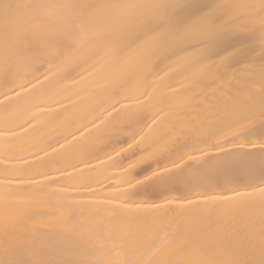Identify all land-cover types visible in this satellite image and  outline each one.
<instances>
[{"label": "bare ground", "instance_id": "bare-ground-1", "mask_svg": "<svg viewBox=\"0 0 264 264\" xmlns=\"http://www.w3.org/2000/svg\"><path fill=\"white\" fill-rule=\"evenodd\" d=\"M15 2L31 7L21 10L14 43L6 47L0 34V131L19 134L0 136V222L6 216L14 226L8 236L0 228V251L24 244L44 248L49 258L74 251L94 264H192L201 253L181 251L178 240L169 242L174 233H223L239 241L259 228V197L248 196L253 190L240 178L261 173L264 126L259 120L247 129L235 124L249 96L259 105L260 17L244 7L258 0H175L198 3L202 12L224 19L240 16L231 43L246 46L247 56L214 78L190 64L175 78L181 83L167 81L172 89L164 96L171 106L159 116L153 113L161 107L160 81L175 57H161L148 40L107 54L128 25L123 9L113 6L139 0ZM82 3L94 7H67ZM37 30L42 42L24 39ZM145 65L150 71L142 73ZM25 121L33 126L27 135L17 127L29 128ZM133 137L144 139L121 151ZM150 154L158 160L128 170L130 161ZM181 157L189 165L187 185L163 190L136 183L158 166L171 168L173 160L180 165ZM220 160L232 166L214 169ZM197 192L218 198L215 215L203 205L184 206L203 199ZM237 194L239 199L220 202Z\"/></svg>", "mask_w": 264, "mask_h": 264}, {"label": "snow or ice", "instance_id": "snow-or-ice-1", "mask_svg": "<svg viewBox=\"0 0 264 264\" xmlns=\"http://www.w3.org/2000/svg\"><path fill=\"white\" fill-rule=\"evenodd\" d=\"M31 7L27 4L15 2V0H0V34L3 35L6 47L10 43H14L17 38L16 28L19 24L22 9ZM67 7L90 9L94 7L92 4H75ZM123 9V19L128 21L126 32L123 38L116 44H113L108 51L111 55L118 47H127L135 50L138 42L142 40L152 41L155 44V50L160 53L163 58H171L168 68L171 70L166 77L161 78V89L159 95L161 99L159 103L161 107L153 113L159 116L165 107L171 105L167 103L164 96L165 89H172V83L167 81L171 79L174 83H181V80L175 79L182 76L188 71V66L195 63L205 76L216 77L222 75V71H228L234 63L239 62V58L247 56L246 46L237 47L231 43L234 38L235 29L232 27L236 21L240 20V16H232L224 19L216 16L214 13H204L201 5L198 3H177L175 0H139L135 3H126L114 5ZM222 7V6H217ZM228 7H236L229 5ZM244 7L253 9L259 14V28L261 29L262 48H264V0H258V3L244 5ZM38 27V25H37ZM195 34L194 42L182 47L186 41L192 40ZM97 35L94 39H102ZM24 39L36 42H42L43 36L37 31L24 34ZM83 46V45H82ZM187 48L193 49L187 51ZM183 53V54H180ZM264 55V53H262ZM71 66V65H69ZM215 70V71H213ZM10 71V65L4 66V72ZM150 71V67L145 65L142 73ZM261 85L258 109L252 96H249V103L245 106V115L242 119L235 121L236 126L242 129L251 128L255 122L259 120L264 126V59L261 62ZM190 76H184L183 79H189ZM214 82V81H213ZM178 89H173L171 95H175ZM151 97L152 94H149ZM32 119H35L33 117ZM179 114L175 117V123L179 122ZM29 128H25L24 124L17 127L27 135L29 129L33 126L30 121ZM193 134H203V129H191ZM19 134L11 128L6 131H0V136L7 138L8 136L17 137ZM136 141L133 137V144L128 149L121 151H130L143 142ZM260 150L264 154V132H262L260 141ZM7 147V145H6ZM158 154L141 155L129 162L128 170L131 171L149 161L158 160ZM181 164L177 165L172 161V167H157L142 179H137L136 183L140 185H152L163 190H172L178 184L189 183V177L185 175V169L189 167L184 162L183 157ZM197 157L189 155V160H196ZM264 161V155H262ZM203 163V161H202ZM231 162L226 160L216 161L212 167L214 169H224L231 167ZM133 179H136L133 177ZM241 183L245 187L251 188L253 191L247 195L250 197H259L261 207V216L259 219V228L251 231L243 240L229 239L223 233H199V232H183L174 233L172 240H178L181 245V251L192 253L194 251L201 253V258L192 261V264H264V166L261 173L257 177L249 172L246 176L240 178ZM202 196V200H185L184 206L192 208L203 205L208 209L209 216L215 215L218 204L217 197L205 195L203 192L195 193ZM240 194L236 197L220 198L221 203H226L231 199H239ZM211 208H208L209 205ZM12 222L5 216L0 222V228L3 229L5 236L10 234L13 228ZM15 235V233H12ZM158 242L153 241L152 245L157 246ZM0 264H94L88 259L79 258L74 251L61 254L54 258H49L44 248L37 249L34 246H26L24 244L5 247L0 251ZM122 264H135L132 260L122 262ZM166 264H175L173 261H167Z\"/></svg>", "mask_w": 264, "mask_h": 264}]
</instances>
